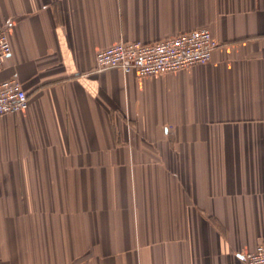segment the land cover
I'll return each mask as SVG.
<instances>
[{"label":"crops","instance_id":"0c3cea01","mask_svg":"<svg viewBox=\"0 0 264 264\" xmlns=\"http://www.w3.org/2000/svg\"><path fill=\"white\" fill-rule=\"evenodd\" d=\"M0 264H244L264 245V0H0ZM206 29L140 78L98 51Z\"/></svg>","mask_w":264,"mask_h":264},{"label":"built area","instance_id":"2783aa9c","mask_svg":"<svg viewBox=\"0 0 264 264\" xmlns=\"http://www.w3.org/2000/svg\"><path fill=\"white\" fill-rule=\"evenodd\" d=\"M218 44L206 29L181 34L152 43L120 42L97 52L96 70H119L135 73L140 78L177 72L196 65L207 64ZM11 55L6 29L0 27V69ZM28 97L14 79L0 81V116L26 110ZM244 264H264V245L242 255Z\"/></svg>","mask_w":264,"mask_h":264}]
</instances>
